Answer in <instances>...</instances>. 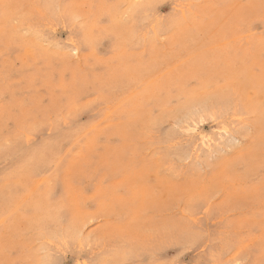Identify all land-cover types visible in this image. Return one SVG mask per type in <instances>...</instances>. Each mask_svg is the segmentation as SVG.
I'll return each mask as SVG.
<instances>
[{
  "label": "rangeland",
  "instance_id": "1",
  "mask_svg": "<svg viewBox=\"0 0 264 264\" xmlns=\"http://www.w3.org/2000/svg\"><path fill=\"white\" fill-rule=\"evenodd\" d=\"M56 262L264 264V0H0V264Z\"/></svg>",
  "mask_w": 264,
  "mask_h": 264
},
{
  "label": "snow or ice",
  "instance_id": "2",
  "mask_svg": "<svg viewBox=\"0 0 264 264\" xmlns=\"http://www.w3.org/2000/svg\"><path fill=\"white\" fill-rule=\"evenodd\" d=\"M56 264H58V262H56Z\"/></svg>",
  "mask_w": 264,
  "mask_h": 264
},
{
  "label": "bare ground",
  "instance_id": "3",
  "mask_svg": "<svg viewBox=\"0 0 264 264\" xmlns=\"http://www.w3.org/2000/svg\"><path fill=\"white\" fill-rule=\"evenodd\" d=\"M77 47V46H76Z\"/></svg>",
  "mask_w": 264,
  "mask_h": 264
}]
</instances>
